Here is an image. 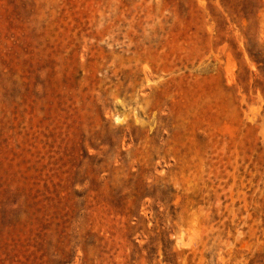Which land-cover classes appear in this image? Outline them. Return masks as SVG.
<instances>
[{
	"label": "rangeland",
	"instance_id": "obj_1",
	"mask_svg": "<svg viewBox=\"0 0 264 264\" xmlns=\"http://www.w3.org/2000/svg\"><path fill=\"white\" fill-rule=\"evenodd\" d=\"M0 264H264V0H0Z\"/></svg>",
	"mask_w": 264,
	"mask_h": 264
}]
</instances>
